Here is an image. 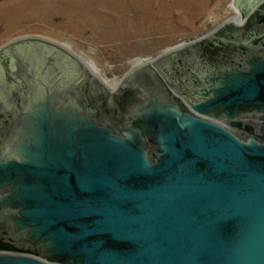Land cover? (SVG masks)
Instances as JSON below:
<instances>
[{
    "label": "water",
    "instance_id": "1",
    "mask_svg": "<svg viewBox=\"0 0 264 264\" xmlns=\"http://www.w3.org/2000/svg\"><path fill=\"white\" fill-rule=\"evenodd\" d=\"M260 1L133 66L112 114L64 45L0 48V264H264Z\"/></svg>",
    "mask_w": 264,
    "mask_h": 264
},
{
    "label": "rangeland",
    "instance_id": "2",
    "mask_svg": "<svg viewBox=\"0 0 264 264\" xmlns=\"http://www.w3.org/2000/svg\"><path fill=\"white\" fill-rule=\"evenodd\" d=\"M234 0H0V46L40 36L69 48L108 85L134 61L235 21Z\"/></svg>",
    "mask_w": 264,
    "mask_h": 264
},
{
    "label": "flooded vegetation",
    "instance_id": "3",
    "mask_svg": "<svg viewBox=\"0 0 264 264\" xmlns=\"http://www.w3.org/2000/svg\"><path fill=\"white\" fill-rule=\"evenodd\" d=\"M251 1V0H250ZM253 2L255 1V0H252ZM263 2H264V0H261L260 2H259V4L258 5H262L263 4ZM234 4H235V0H234ZM236 6V5H235ZM242 6V5H241ZM242 8H244V5L242 6ZM238 9V8H237ZM238 11H239V13H237V15H236V17L237 18H241L242 17V12L238 9ZM262 11H264V10H262ZM248 15V14H247ZM227 22H231V21H227ZM225 23V22H224ZM223 23V24H224ZM222 26V24L221 25H218L217 27H215L212 31H210V32H208L206 35H204V36H201V37H197V38H195V39H192V40H188V41H184V42H181V43H178L177 45H174V46H172V47H178V48H180V47H182V46H184L185 44H187V43H189V42H193V41H196V40H199V39H202V38H204V37H208V36H210V35H212L213 34V32H215V31H217L220 27ZM212 40H215L219 45L220 44H222V42L221 41H219V37H217V36H215V37H212L211 38ZM215 43V42H214ZM4 45H2V46H0V48L1 47H3ZM172 47H170V48H172ZM166 51V50H165ZM163 53V52H162ZM161 54V53H160ZM159 54V55H160ZM151 59H153V58H151ZM150 59V60H151ZM12 60H11V58L10 59H8L7 57H6V55H0V71H6L7 72V75L11 78V79H14L15 81H16V79L15 78H13V76H12V74H11V70H12V65H13V63L11 62ZM143 62H145L144 60H141V61H138V63H136L135 64V66L136 65H139V64H141V63H143ZM95 73V72H94ZM95 75L99 78V79H101L99 76H98V74H96L95 73ZM126 75V74H125ZM101 80H103V79H101ZM104 81V80H103ZM104 83L107 85V89L108 90H106L105 92H103V93H101V94H99V95H97V96H93V91H94V89H93V87H91V85L89 86V88L86 90V95H87V99H88V103H89V105H90V108H91V110L92 111H94L95 112V110H99V111H102V110H100L101 108H105L106 109V112H108V113H110V114H112L111 112H114L119 106H121V104L124 102L123 100H124V98H125V96L127 95V94H125V93H123V95H122V97H119L118 95H119V92H117V87H118V84L120 83V81L119 82H117V84H115V85H108L105 81H104ZM4 129V123H3V121L0 119V133H1V131Z\"/></svg>",
    "mask_w": 264,
    "mask_h": 264
},
{
    "label": "bare ground",
    "instance_id": "4",
    "mask_svg": "<svg viewBox=\"0 0 264 264\" xmlns=\"http://www.w3.org/2000/svg\"><path fill=\"white\" fill-rule=\"evenodd\" d=\"M148 61H150V60H148ZM146 62V61H145ZM136 63H138L137 61H134V65L136 64ZM114 85H115V83H114Z\"/></svg>",
    "mask_w": 264,
    "mask_h": 264
}]
</instances>
